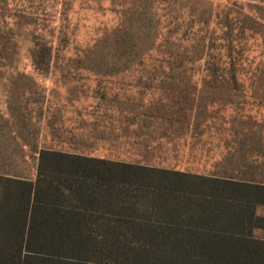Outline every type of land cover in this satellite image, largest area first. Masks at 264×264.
Returning <instances> with one entry per match:
<instances>
[{"label":"trees","instance_id":"1","mask_svg":"<svg viewBox=\"0 0 264 264\" xmlns=\"http://www.w3.org/2000/svg\"><path fill=\"white\" fill-rule=\"evenodd\" d=\"M55 4L58 23L43 49L48 65L71 50L63 25L68 14L62 1ZM150 5L139 0L114 12L111 31L74 55L102 67L119 60L126 65L99 71L203 74L230 89L241 86L238 77L256 60L253 71H259L264 5H238L247 11L234 12L241 16L236 26L228 22L233 10L218 12L210 0ZM177 5L186 16L172 13ZM36 151L34 180L0 173V264H264V238L254 236L264 230V216L256 213L264 207V181L250 172L199 175ZM250 158L238 152L229 167L236 160L243 170H255Z\"/></svg>","mask_w":264,"mask_h":264},{"label":"rangeland","instance_id":"2","mask_svg":"<svg viewBox=\"0 0 264 264\" xmlns=\"http://www.w3.org/2000/svg\"><path fill=\"white\" fill-rule=\"evenodd\" d=\"M55 1L0 0V173L34 180L38 164L36 149H70L72 144L86 139L84 134L90 120L85 114L102 103L100 98L106 101L102 104L109 105L111 101H118L114 97L125 96L133 101L124 104L129 110L172 111L178 115L175 119L182 120L191 119L193 113L196 115L198 125L204 127L197 128L202 130V136L195 147L207 152L208 160L200 161V165L192 169L213 170L212 164L221 162V166L216 167L217 174L227 172L236 176L250 172L251 179L264 181V54L259 71H253L256 60L250 72L238 77L241 86L235 89L221 88L203 74L186 77L99 71L101 65L94 59L74 55L76 50L92 45L105 32L109 33L116 24L114 12L132 8L139 0H59L63 3V14H68L63 25L68 31L71 50L70 55L55 57L48 65L43 49L49 42V32L58 23L53 20ZM210 1L217 5L218 12L233 10L228 20L235 24L233 26L241 20V16L236 19L234 12L244 15L247 11L245 6L239 10L238 5H264V0ZM233 2L237 3L234 8L230 7ZM152 3L153 0H147V4H151L149 9ZM165 6L155 5L153 9L162 10ZM170 9L173 14L177 11L178 16L179 13L181 17L187 15L182 14L178 5ZM111 62L102 68L117 70L126 66L122 60ZM258 80L262 85L255 86L254 82L260 83ZM138 97L146 101L177 97L180 104L166 103L163 107L153 104L143 107V104L142 108H136L138 104L134 101ZM111 106L116 110L119 105ZM232 136L236 139L230 138ZM245 137L243 151L250 153V161H257V168L243 170L235 160L234 167L223 170L226 141H235L237 148H241ZM252 138V150H259L258 156L252 153ZM256 213L264 216V207L257 208ZM254 236L264 238V230L255 231Z\"/></svg>","mask_w":264,"mask_h":264},{"label":"crops","instance_id":"3","mask_svg":"<svg viewBox=\"0 0 264 264\" xmlns=\"http://www.w3.org/2000/svg\"><path fill=\"white\" fill-rule=\"evenodd\" d=\"M124 74L131 73L124 72ZM122 97H114L113 99L118 101L114 103L111 101L109 105L102 104L106 101L104 98H100L102 103L90 110V119H88L89 113L85 114L86 119L90 120L89 129L84 134L86 139L77 141V144H72L68 150L46 149L176 172L199 175L217 174L215 170H217L216 167L221 166V162L212 164L215 168L213 170L192 169L200 165V161L206 162L208 160L205 157L207 152H204L202 148L196 150L195 147L202 136V130L197 128L204 126L198 125L194 113L191 119L182 120L175 119L178 115L172 111L129 110L124 104L133 101L125 98V96ZM178 101L177 97L170 99L150 98L148 101L138 97L134 103L139 105V107L135 105L136 108H140L143 104V107H147L146 104L163 107V105H167L166 103L171 106L180 104ZM115 103H118L119 106L113 110L111 105ZM164 108H168V106ZM85 124L84 127L87 128V123L85 122ZM230 138L236 139L234 136ZM255 141L258 142L259 140ZM251 144L252 150L253 138ZM241 151H243L242 147L237 148L235 141H226L223 170H226V167L230 168L228 159L230 157L236 158V154ZM253 152L258 156L259 150H252ZM205 162L203 165L206 164Z\"/></svg>","mask_w":264,"mask_h":264}]
</instances>
